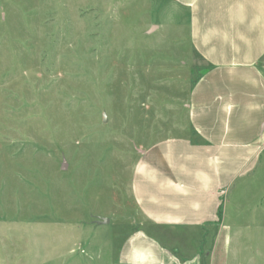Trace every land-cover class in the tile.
<instances>
[{"label":"rangeland","instance_id":"rangeland-1","mask_svg":"<svg viewBox=\"0 0 264 264\" xmlns=\"http://www.w3.org/2000/svg\"><path fill=\"white\" fill-rule=\"evenodd\" d=\"M185 19L171 0H0V264H117L132 168L184 130L201 71ZM227 197L226 264H264V166Z\"/></svg>","mask_w":264,"mask_h":264},{"label":"crops","instance_id":"crops-1","mask_svg":"<svg viewBox=\"0 0 264 264\" xmlns=\"http://www.w3.org/2000/svg\"><path fill=\"white\" fill-rule=\"evenodd\" d=\"M171 1L201 71L184 130L132 168L136 219L117 264H226L228 188L264 166V0Z\"/></svg>","mask_w":264,"mask_h":264},{"label":"water","instance_id":"water-1","mask_svg":"<svg viewBox=\"0 0 264 264\" xmlns=\"http://www.w3.org/2000/svg\"><path fill=\"white\" fill-rule=\"evenodd\" d=\"M105 221H107V219H101V220H99V221H97L98 223H101V222H105Z\"/></svg>","mask_w":264,"mask_h":264}]
</instances>
